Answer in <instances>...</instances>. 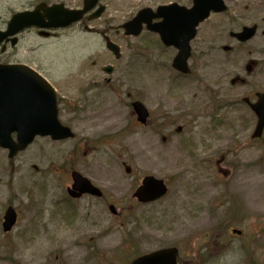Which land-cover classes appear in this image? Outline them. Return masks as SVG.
I'll use <instances>...</instances> for the list:
<instances>
[{"label": "rangeland", "instance_id": "1", "mask_svg": "<svg viewBox=\"0 0 264 264\" xmlns=\"http://www.w3.org/2000/svg\"><path fill=\"white\" fill-rule=\"evenodd\" d=\"M9 2L16 3L0 0V17ZM172 2L193 0H105L106 13L89 24L120 45L119 59L102 34L80 27L40 49L77 138L39 137L14 158L0 148V264H131L170 246L179 248L180 264H264V147L241 132L255 126L252 112L219 95L204 25L192 41L189 76L173 68L177 49L159 34L126 36L121 27L145 7ZM134 100L151 110L148 125L133 114ZM73 169L104 195L71 198ZM146 175L167 180L169 194L139 203L133 194ZM10 205L19 219L7 233Z\"/></svg>", "mask_w": 264, "mask_h": 264}, {"label": "water", "instance_id": "2", "mask_svg": "<svg viewBox=\"0 0 264 264\" xmlns=\"http://www.w3.org/2000/svg\"><path fill=\"white\" fill-rule=\"evenodd\" d=\"M99 0H87L85 9L82 11H72L71 18L68 11L62 7H52L50 10V23L42 24L50 27H63L73 21H78L85 13L96 6ZM211 9L224 10L225 7L221 0H195L191 9L178 4L161 6L158 12L154 13L146 8L139 12L138 16L132 21L126 23L127 34L138 35L143 29V23L147 24L149 30L160 33L163 42L167 46L174 45L179 49L174 59L173 66L183 72L188 73V59L191 56V40L197 34V26L208 15ZM35 13H22L15 16V19H21L25 25L38 24L35 21ZM102 8L94 14V18L99 17ZM25 19V16L28 17ZM163 18V21L153 23L154 18ZM252 31L250 32L249 36ZM108 48L113 51L117 57L121 56L120 48L110 39L107 41ZM108 73L113 72V67L105 68ZM40 80L34 72L29 73L17 70L12 67L0 66V145L11 149V155L17 154L27 148L35 139L36 135H52L54 139H63L74 136L73 132L65 127L59 117L56 96L51 89L46 87L47 83H39ZM39 88H46L41 90ZM29 89V91H28ZM13 90V99L9 92ZM138 119L142 123H147L149 110L144 103L136 101L133 103ZM254 110L259 116L255 136H261L264 129V102H258L253 105ZM17 133L18 141L12 138L13 133ZM74 188L71 193L74 196H81L84 193H91L101 196L99 188L82 176L79 172H74ZM167 193V186L164 180L157 179L154 176H147L135 192V196L143 202L156 200ZM111 209L116 213L115 206ZM16 212L9 208L5 216L4 229L11 230L16 223ZM177 248L160 249L136 258L132 264H177Z\"/></svg>", "mask_w": 264, "mask_h": 264}, {"label": "flooded vegetation", "instance_id": "3", "mask_svg": "<svg viewBox=\"0 0 264 264\" xmlns=\"http://www.w3.org/2000/svg\"><path fill=\"white\" fill-rule=\"evenodd\" d=\"M12 1L16 3L9 2L5 15L0 17V65H24L43 74L44 67L39 51L46 43L57 41L76 27L84 32H93L88 26L93 11L87 13L80 22L64 28L25 27L22 23L13 21L17 13L35 10L42 4L82 9L85 0ZM223 3L226 6L225 11L211 12L202 24L203 48L214 55V63H211L209 70L214 75V84L219 89V95L226 94L227 99L233 95L232 105L245 106L257 119L252 105L261 100L264 102V0H223ZM41 13L45 15L44 10ZM43 22L47 23L48 19ZM251 31L252 35L249 36ZM191 73L192 68L189 75ZM49 81L51 82L50 79ZM210 95L212 97L211 93ZM219 95L216 93L213 98L216 99ZM219 101L217 100L218 105ZM208 114L214 112L209 111ZM252 126L241 132L249 133L251 143H260L264 147V134L254 137L256 126ZM235 208L240 209L238 206ZM242 232V235L236 236L242 237L244 231Z\"/></svg>", "mask_w": 264, "mask_h": 264}, {"label": "trees", "instance_id": "4", "mask_svg": "<svg viewBox=\"0 0 264 264\" xmlns=\"http://www.w3.org/2000/svg\"><path fill=\"white\" fill-rule=\"evenodd\" d=\"M142 254V253H141ZM140 255V254H139ZM139 255H137V256H139Z\"/></svg>", "mask_w": 264, "mask_h": 264}]
</instances>
